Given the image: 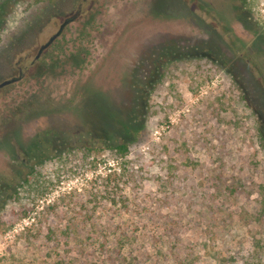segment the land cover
<instances>
[{"label": "rangeland", "instance_id": "374dc122", "mask_svg": "<svg viewBox=\"0 0 264 264\" xmlns=\"http://www.w3.org/2000/svg\"><path fill=\"white\" fill-rule=\"evenodd\" d=\"M199 1L230 30L190 0H88L43 80L0 90L21 88L0 104V264H264V0ZM81 2L0 0V83ZM61 127L81 140L27 154Z\"/></svg>", "mask_w": 264, "mask_h": 264}, {"label": "flooded vegetation", "instance_id": "af4514ba", "mask_svg": "<svg viewBox=\"0 0 264 264\" xmlns=\"http://www.w3.org/2000/svg\"><path fill=\"white\" fill-rule=\"evenodd\" d=\"M87 1L88 0H83V2H81L79 4L77 10L75 11V13L72 16L65 17L64 20L60 23L58 30L56 32H54L53 34H51L44 43H41L39 48H37V51H36V46H31L30 48L26 49L25 55H26V59L27 60H29L30 57L34 54V56H32V58L30 59L31 60L30 64L29 65H27V64H24V65L23 64H19V66L17 68L18 74L13 76V77H11V78H8V79H6L4 81L11 80V79H16V80L11 82V83H8V84L2 86L0 88V90L3 89V88H6L7 86H9L11 84H15V83H19V82H24V85L26 87H31L32 83L38 82L39 80H41V81L43 80V78L45 76L44 73H45V70L47 69V67L53 66V62H51V64L48 63V61L50 59L47 57L49 55V53H47V52L51 48H56L57 47L61 36L65 33V31L68 28V26L72 25L73 23H75L80 18V16L83 13V3L87 2ZM190 1H192L194 4H196L199 7V9L201 10V12H202L204 17H206L208 19L212 18V19H216L217 20V17L215 15H213L214 14L213 11H214L215 8H213L212 6H210L209 4H207L205 2H200L199 0H190ZM70 18H72V20L64 26L62 32L57 37H55V39L48 46L43 47L59 31V29L61 28L62 24L67 19H70ZM229 19H230V17H229ZM231 21L232 20H229V22H231ZM217 22L220 24L219 26H222L224 32H227L228 30H230L229 27H226L221 20L220 21L217 20ZM35 51H36V53H35ZM54 52H57V53L61 52V48L58 47L57 49H55ZM54 54H56V53H54ZM53 58H54V55H53ZM53 61H54V59H53ZM55 63L56 62H54V65H56ZM36 70L39 71L37 75L34 73ZM39 78H41V79H39ZM4 81H2V82H4ZM20 89H17V88L10 89V90H8L6 92L5 95L4 94L0 95V104L3 103L4 101L6 102L11 97V95L13 93H14L13 95L18 94L21 91ZM23 91H25V89ZM32 119H30V120H32ZM52 129H53V131H51L50 133H49V131L47 129L46 130H42L41 129V130H39L38 132L35 133V136H32V139H30V141L36 142V146L35 147L32 146V147H34V150L32 149V147H30L31 149L29 148V150L27 151V154L29 156H31L37 162H40L41 160H43L45 158V153L41 152L42 144L44 143L45 140L56 142V144H58L59 146L66 142V140H67L66 138H68V141L70 142L69 143L70 145L78 143L81 140V137H80L81 136V132H76L77 131L76 129L73 130L74 133L71 132L69 134L65 133L63 127H61V128H52ZM55 129H56V131H55ZM76 133H78L79 136H76L77 135ZM89 134H90V132H89ZM72 141L74 143H71ZM26 161H27V158L23 157V162L25 163ZM22 175L23 174L20 173L19 177L22 178L23 177ZM24 180H26V179L22 178V181H24ZM0 181H2V179H0ZM7 181L8 180H4V182H7ZM9 188H12V187L10 186ZM4 190L7 193V189H4ZM2 192L3 191L0 190V194Z\"/></svg>", "mask_w": 264, "mask_h": 264}, {"label": "trees", "instance_id": "16d2710c", "mask_svg": "<svg viewBox=\"0 0 264 264\" xmlns=\"http://www.w3.org/2000/svg\"><path fill=\"white\" fill-rule=\"evenodd\" d=\"M135 111H136V108H135ZM132 115L135 116V112ZM133 116H131V117H133ZM131 117L128 118V119L130 120ZM262 138L264 140V132L263 131H262ZM128 144L129 143H127V142H122L119 145L112 146L111 147V150L113 152L114 157L115 158H118V156H125V155H127L128 151H129V145Z\"/></svg>", "mask_w": 264, "mask_h": 264}, {"label": "water", "instance_id": "95a60500", "mask_svg": "<svg viewBox=\"0 0 264 264\" xmlns=\"http://www.w3.org/2000/svg\"><path fill=\"white\" fill-rule=\"evenodd\" d=\"M71 20H72V18L67 19V20L62 24V26H61V28L59 29V31H58V32H57V33L51 38V40H50L45 46H43V47L48 46V45H49V44L55 39V37H57V36L62 32L64 26H65L67 23H69ZM15 80H16V79H11V80H7V81L2 82V83L0 84V88H1L2 86H4V85L8 84V83H11V82L15 81Z\"/></svg>", "mask_w": 264, "mask_h": 264}]
</instances>
